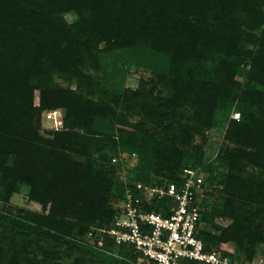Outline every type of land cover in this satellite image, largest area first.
Instances as JSON below:
<instances>
[{
    "label": "trees",
    "instance_id": "obj_1",
    "mask_svg": "<svg viewBox=\"0 0 264 264\" xmlns=\"http://www.w3.org/2000/svg\"><path fill=\"white\" fill-rule=\"evenodd\" d=\"M108 60L151 71L166 94L95 78ZM55 109L61 126L44 137ZM220 124L233 147L203 166L183 148ZM200 166L223 189L219 205L201 200L199 222L232 220L219 235L199 229L205 250L251 260L264 246V0H0V200L24 184L42 209H0V264H137L131 247L87 233L110 225L111 197L132 181Z\"/></svg>",
    "mask_w": 264,
    "mask_h": 264
},
{
    "label": "built area",
    "instance_id": "obj_2",
    "mask_svg": "<svg viewBox=\"0 0 264 264\" xmlns=\"http://www.w3.org/2000/svg\"><path fill=\"white\" fill-rule=\"evenodd\" d=\"M55 129L62 121L60 109L46 111ZM134 154L131 155L133 157ZM116 159L113 158L112 162ZM134 161L130 160L132 167ZM120 180L127 182L126 173ZM118 201L108 227L91 228L88 239L97 247L110 239L115 247H131L137 264H241L223 254V249L205 250L198 236L201 200L205 197V177L198 169H184L176 180L150 184L132 181ZM161 201L159 211L147 207ZM262 262V260H260Z\"/></svg>",
    "mask_w": 264,
    "mask_h": 264
},
{
    "label": "rangeland",
    "instance_id": "obj_3",
    "mask_svg": "<svg viewBox=\"0 0 264 264\" xmlns=\"http://www.w3.org/2000/svg\"><path fill=\"white\" fill-rule=\"evenodd\" d=\"M64 19L68 23H73L77 20V16L72 13H64L63 14ZM109 68H108V75L101 76L99 72H92V75L99 79L100 81L109 84V86H113L115 83H117L120 79L123 80L124 86L126 88L133 89H139L144 88L151 90L153 93H161L166 94V90L162 85L157 84V78L156 76L149 70L136 67L133 64H126L122 62H115L114 60H108ZM120 70V72H118ZM243 75L241 74L238 79L243 80ZM57 82L60 83L64 87H73L72 84L66 83L64 81H61L57 79ZM35 105H38V93L35 92V98H34ZM61 110V109H60ZM62 114L64 113L63 110H61ZM46 112H43L41 117V124L39 128V134L50 138L51 133L55 130V125H53L52 121L47 119L45 116ZM229 117H233L235 119L239 118L238 113L234 112ZM58 125V129L60 128ZM225 126H222L221 124L217 128H212L209 130L200 131L197 134L194 135L192 145L189 147H184L183 149L187 151L188 153H191L193 156H201V161L203 166L212 163L213 165L216 163L217 155L220 152L225 151L227 148H232L233 145L229 143L227 140L224 139V130ZM126 155V154H125ZM125 155H122L124 157ZM135 157V156H133ZM134 161L133 159L131 160ZM127 165V164H126ZM203 166L199 167V171L201 174L206 178L210 175L209 171L204 169ZM127 167H130L129 164ZM252 172H258V170L254 168H249ZM127 171L126 168H123L118 171V176L124 175ZM262 179L264 180V173L261 174ZM207 191H210L212 194H206L204 200H206V203L208 204H220V193L219 190L223 189V184L219 181V178H214V180L207 184L206 186ZM110 204L112 205L114 211L117 209L118 201L115 197H111ZM41 206L39 203L31 200L28 195V188L24 184H18L16 189L10 194V196L6 200H0V209L2 211H13L17 212L19 210H28V211H38L41 212L42 209H40ZM232 222L231 219L225 218V217H217L212 223H203L200 225L199 229L201 231L210 232L215 235H219V231L221 228L226 227ZM215 226H218L216 228ZM91 242H93V239H89ZM219 247L226 248L228 250L233 251V246L228 243H220ZM256 251V256L251 258V260L247 259V254L245 252H241L242 256L239 259V262L241 264H264L262 260V256L264 255V246L259 245ZM114 254V252H113Z\"/></svg>",
    "mask_w": 264,
    "mask_h": 264
}]
</instances>
